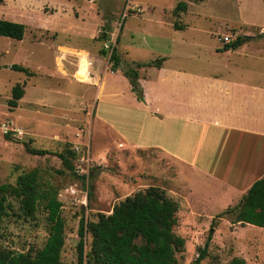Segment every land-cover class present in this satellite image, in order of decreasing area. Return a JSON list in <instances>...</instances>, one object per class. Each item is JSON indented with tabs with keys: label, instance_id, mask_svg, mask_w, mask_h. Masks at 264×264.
Segmentation results:
<instances>
[{
	"label": "rangeland",
	"instance_id": "1",
	"mask_svg": "<svg viewBox=\"0 0 264 264\" xmlns=\"http://www.w3.org/2000/svg\"><path fill=\"white\" fill-rule=\"evenodd\" d=\"M179 2L186 3L185 12H174ZM0 19L25 26L21 41L0 37V185H14L20 174L35 171L43 190L57 191L64 237L61 264H77L81 219L109 215L115 204L150 186L177 204L173 231L184 240L177 264H194L209 237L208 255L199 264H225L233 257L264 264V228L233 224L231 215L218 217V209L217 214L197 212L196 198L186 196L173 180L175 169L167 159L155 150L124 146L115 133L120 101L131 91L121 70L171 50L190 54L210 49L214 42L221 46L217 38L224 35L232 40L260 36L264 0H3ZM104 24L109 25L106 42L98 40ZM174 24L189 27L175 30ZM112 48L120 58L117 72L109 70ZM258 49L264 52V40ZM15 64L31 75L11 69ZM16 84L23 96L11 108ZM104 87L116 98L107 95L101 101ZM103 113L117 129L98 122L95 115ZM25 145L50 154L31 155ZM66 149L75 153L73 172L53 155ZM12 205L0 224V248L35 252L48 235L43 202L26 218L13 200Z\"/></svg>",
	"mask_w": 264,
	"mask_h": 264
},
{
	"label": "crops",
	"instance_id": "2",
	"mask_svg": "<svg viewBox=\"0 0 264 264\" xmlns=\"http://www.w3.org/2000/svg\"><path fill=\"white\" fill-rule=\"evenodd\" d=\"M263 40L249 36L233 49L214 42L190 54L171 50L157 58L159 68L138 70L143 100L130 91L120 101L119 129L105 113L95 117L111 131L115 127L124 146L167 159L173 180L196 198L197 212L235 206L264 175ZM107 93L102 88L98 98H116Z\"/></svg>",
	"mask_w": 264,
	"mask_h": 264
},
{
	"label": "trees",
	"instance_id": "3",
	"mask_svg": "<svg viewBox=\"0 0 264 264\" xmlns=\"http://www.w3.org/2000/svg\"><path fill=\"white\" fill-rule=\"evenodd\" d=\"M2 1L0 0V4ZM175 11L185 12L186 3L179 2L174 8ZM173 28L182 29L175 24ZM108 31L109 25L104 24L98 40L106 42ZM24 33L23 24L0 19V37L21 41ZM260 36H264V32ZM247 40L248 37L240 36L223 47L233 49ZM100 53L105 55L106 51L101 50ZM108 62L111 72L119 71L120 58L114 48L110 52ZM161 62L162 59H155L121 70L137 101L143 100L142 89L138 83V70L142 67L159 68ZM11 69L31 75L20 65H12ZM22 96V86L14 85L8 106L16 107ZM25 150L37 156L50 154L47 150L32 148L28 145H25ZM53 155L60 159L66 170L74 171L71 161L75 153L72 150L66 149L64 152ZM79 178L84 183L85 176L81 175ZM41 186L35 171L20 174L14 185H0V224L7 217L8 210H12V200L18 204L19 213L24 218L33 215L38 203L43 202L48 223V235L39 249L35 252L15 254L0 248V264H61L60 252L64 245L63 220L60 216L61 202L57 198V191L49 187L43 190ZM90 196L91 192L88 188L87 198ZM177 209V204L167 198L163 190L150 186L115 204L109 215L98 214L95 221L89 222L81 219L76 246L77 264H177L175 255L184 248L183 238L173 231L176 225ZM226 215L232 216L233 224L264 228V175L249 187L235 206L227 207L217 216ZM87 235L89 236L88 246L85 243ZM208 239L202 247L198 248L194 264H199L208 255ZM225 264H245V261L240 257H233Z\"/></svg>",
	"mask_w": 264,
	"mask_h": 264
},
{
	"label": "built area",
	"instance_id": "4",
	"mask_svg": "<svg viewBox=\"0 0 264 264\" xmlns=\"http://www.w3.org/2000/svg\"><path fill=\"white\" fill-rule=\"evenodd\" d=\"M217 41L223 46V45H226V44H229L230 42H232V38L230 35L228 36H220L217 38Z\"/></svg>",
	"mask_w": 264,
	"mask_h": 264
}]
</instances>
